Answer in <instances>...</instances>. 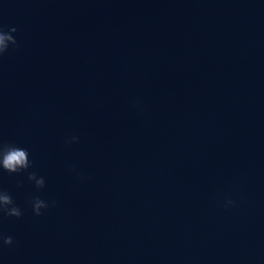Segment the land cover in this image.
<instances>
[{
	"label": "water",
	"instance_id": "1",
	"mask_svg": "<svg viewBox=\"0 0 264 264\" xmlns=\"http://www.w3.org/2000/svg\"><path fill=\"white\" fill-rule=\"evenodd\" d=\"M0 26V142L31 161L0 168V264H264V0H0Z\"/></svg>",
	"mask_w": 264,
	"mask_h": 264
},
{
	"label": "clouds",
	"instance_id": "2",
	"mask_svg": "<svg viewBox=\"0 0 264 264\" xmlns=\"http://www.w3.org/2000/svg\"><path fill=\"white\" fill-rule=\"evenodd\" d=\"M17 30L15 27L4 30L3 26H0V56H3L11 46L17 45L16 38L12 35ZM73 140H77V137H72ZM31 166V161L28 158V151L15 144H8L0 142V168L6 170L9 173H18L22 170H27ZM29 180L35 181L37 188H42L45 184L43 177H37L36 173L31 172L28 174ZM53 203H55L53 201ZM233 201H227V205H231ZM33 212L35 215H41V209L49 207L48 202L45 200L34 197L31 201ZM226 205V206H227ZM0 214L7 216H15L19 218L22 215L21 209L15 204L11 195L0 189ZM0 241L4 245H11L13 238L11 236H5L0 233Z\"/></svg>",
	"mask_w": 264,
	"mask_h": 264
}]
</instances>
